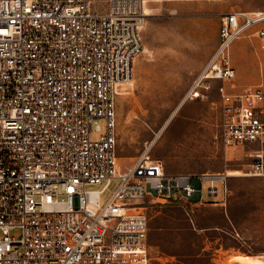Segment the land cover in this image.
Segmentation results:
<instances>
[{"label":"built area","instance_id":"2783aa9c","mask_svg":"<svg viewBox=\"0 0 264 264\" xmlns=\"http://www.w3.org/2000/svg\"><path fill=\"white\" fill-rule=\"evenodd\" d=\"M145 2L0 0V264H151L148 208L205 202L203 180L225 195L227 170L168 172L148 146L119 165L117 96L143 50ZM263 22L264 11L226 12L187 95L222 80L219 136L250 149L253 175H264V90L225 81L236 38L264 49Z\"/></svg>","mask_w":264,"mask_h":264},{"label":"rangeland","instance_id":"374dc122","mask_svg":"<svg viewBox=\"0 0 264 264\" xmlns=\"http://www.w3.org/2000/svg\"><path fill=\"white\" fill-rule=\"evenodd\" d=\"M145 5L150 13L141 30L143 50L117 96L120 167L129 166L156 138L149 153L161 159L168 172L234 173L227 176L225 195L221 190L215 196L207 192L211 183L221 189L219 180L202 182L205 202H223L225 226L216 209L208 210L215 205L174 202L148 208L151 264H238L232 258L235 253L264 255V175L247 173L248 147L225 149L222 144L217 88L223 82L214 80L204 98L187 96L218 43L222 16L235 9L264 11V0H147ZM258 43L249 34L233 41L236 74L225 81L234 84L232 90L254 84L264 90V49ZM101 125L93 138L105 131L104 119ZM118 181L112 180L102 200Z\"/></svg>","mask_w":264,"mask_h":264},{"label":"bare ground","instance_id":"6f19581e","mask_svg":"<svg viewBox=\"0 0 264 264\" xmlns=\"http://www.w3.org/2000/svg\"><path fill=\"white\" fill-rule=\"evenodd\" d=\"M146 2H147V0H146ZM144 10H145L144 11L145 14H149L150 13L149 11H147L146 5L144 6ZM130 78L127 81H129ZM155 140H156V138H154L150 142V144L148 145V148H150V147H152L154 145ZM232 258L236 259L239 262L238 264H264V256L259 255V254L235 253V254L232 255ZM228 262H230V261L228 260Z\"/></svg>","mask_w":264,"mask_h":264},{"label":"crops","instance_id":"0c3cea01","mask_svg":"<svg viewBox=\"0 0 264 264\" xmlns=\"http://www.w3.org/2000/svg\"><path fill=\"white\" fill-rule=\"evenodd\" d=\"M231 174H234V173H229V175H231ZM203 204L204 205H215V206H211L212 208H209L208 210H210V209H212V211H210V213L211 212H215V210L214 209H216V213H220L219 215H220V224H222L223 226H225V224H226V219L224 218V216H223V214H222V211H223V202L222 201H219V202H217V201H208V202H203ZM193 215H196V217L194 216V219L196 220V221H199L200 220V215H199V212H196V213H194ZM222 215V216H221ZM197 218V219H196ZM203 226V225H202ZM237 233V235H238V237H240V234L238 233V232H236ZM252 254V253H251ZM254 254V253H253ZM260 255V254H259ZM262 256H264V255H262Z\"/></svg>","mask_w":264,"mask_h":264}]
</instances>
